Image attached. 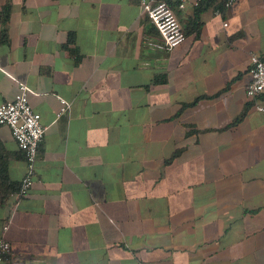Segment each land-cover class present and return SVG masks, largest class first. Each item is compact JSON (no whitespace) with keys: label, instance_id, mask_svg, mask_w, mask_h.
Segmentation results:
<instances>
[{"label":"crops","instance_id":"obj_1","mask_svg":"<svg viewBox=\"0 0 264 264\" xmlns=\"http://www.w3.org/2000/svg\"><path fill=\"white\" fill-rule=\"evenodd\" d=\"M8 1L0 104L24 83L47 127L29 194L0 205L12 264H264V111L246 96L264 0L193 31L199 0H157L187 32L172 50L147 43L139 0Z\"/></svg>","mask_w":264,"mask_h":264},{"label":"built area","instance_id":"obj_2","mask_svg":"<svg viewBox=\"0 0 264 264\" xmlns=\"http://www.w3.org/2000/svg\"><path fill=\"white\" fill-rule=\"evenodd\" d=\"M234 1L229 0L226 7ZM139 5L141 11L154 24L158 32L157 36H150L147 39L148 44L163 50H172L186 40L184 28L170 4L165 1L139 0ZM249 74L250 81L246 86V96L255 103L259 111H264V105L260 102L264 93V57L255 51L250 53ZM30 92L31 89L21 83L14 99L0 104V125L10 128L14 140L24 154L27 166L19 190L11 195L16 198L27 196L33 187L40 146L47 130L42 122L41 114L30 104ZM60 101L62 108L58 116L70 108L67 100L60 98ZM10 222L8 220L1 228L0 264H12L13 262L12 246L6 235Z\"/></svg>","mask_w":264,"mask_h":264},{"label":"trees","instance_id":"obj_3","mask_svg":"<svg viewBox=\"0 0 264 264\" xmlns=\"http://www.w3.org/2000/svg\"><path fill=\"white\" fill-rule=\"evenodd\" d=\"M229 0H199L195 9L194 17L192 18V27L190 30H199L201 27V15L210 8H215L222 13L226 8V3ZM11 5L8 1L7 4L0 11V23L6 24L10 17ZM186 32V31H185ZM187 33V32H186ZM9 42L8 29L4 26L0 31V45ZM244 114L236 119L240 121ZM3 126V125H0ZM20 150V149H19ZM23 154V152L20 150ZM12 151L7 147L5 141L0 137V205L7 203L11 195L18 191L21 182L15 181L10 176V160L12 158Z\"/></svg>","mask_w":264,"mask_h":264}]
</instances>
